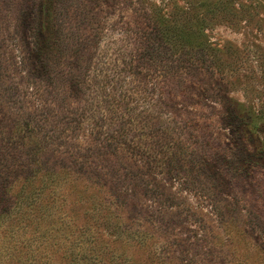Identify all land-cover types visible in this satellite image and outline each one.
<instances>
[{
	"label": "rangeland",
	"instance_id": "374dc122",
	"mask_svg": "<svg viewBox=\"0 0 264 264\" xmlns=\"http://www.w3.org/2000/svg\"><path fill=\"white\" fill-rule=\"evenodd\" d=\"M40 1L0 0V194L2 173L34 175L0 264H264V0H48L46 59L72 48L58 87L33 50ZM152 15L229 69L164 71L142 53ZM226 143L236 178L176 159Z\"/></svg>",
	"mask_w": 264,
	"mask_h": 264
},
{
	"label": "trees",
	"instance_id": "16d2710c",
	"mask_svg": "<svg viewBox=\"0 0 264 264\" xmlns=\"http://www.w3.org/2000/svg\"><path fill=\"white\" fill-rule=\"evenodd\" d=\"M48 0H41L39 2L38 10L35 13V26H34V42H33V50L38 53V61L41 67L43 68L44 73L48 76L52 83H54L57 87L62 83L65 84V79L67 78L69 72L71 71V62L67 59V55L63 56L64 52H71L70 45L68 43L69 39L66 40L67 43L61 48H57V52L52 58V62L46 59L45 50L46 47H50V41L53 34L51 31L53 27L50 25L51 20V12L49 11L48 7ZM178 12H184L181 9H178L174 15H179ZM153 18V15H152ZM175 21V20H172ZM153 23L155 24L154 28V43L156 48H145L143 55L146 56L147 59L153 58L155 61L158 60L164 71L167 68H172L174 70L184 68L188 71L191 69H196L197 67H204L206 69H210L212 72L223 73L226 68L229 69V65L226 61H224L216 52V50L211 47L210 45L198 44V47H188L186 42L192 41L190 40V35L186 38L184 32L182 30H176L177 33H169L167 20L165 17L159 18V20H155L153 18ZM55 33V32H54ZM194 31H191V39L193 36ZM189 58L188 66H184L185 61L184 58ZM70 77L68 78V81ZM56 89L58 90V88ZM62 93V92H61ZM119 103L125 101V94L118 95ZM58 101V99H56ZM118 103V104H119ZM201 149H205L204 146L198 145L192 148L190 152L187 151L185 148L182 153L180 154V159L176 158L179 162L187 160L184 159V156H187L188 159H191L195 164L200 166H206L209 168L211 163L216 164H223L224 168L227 169V174L231 177L236 178L237 174V164H238V157L233 152L232 146L229 143L222 145L220 151H212L206 150L205 152L201 153ZM6 152L4 158L2 160L1 167L7 169L10 166L12 160L6 157ZM169 159V158H168ZM181 160V161H180ZM14 161V158H13ZM171 162V160L169 159ZM15 163V162H14ZM54 174H58V172H53ZM23 173H15L14 175L10 172L2 173V179L4 180V188H2L0 198L4 199L6 202L4 207L0 211V218L4 220L5 218L9 217L10 213H12L15 208H17L22 199L23 194V186L26 182L31 181L33 178V174H23ZM229 181L232 180L228 177ZM20 183L19 185H16ZM8 189V190H6ZM11 192V194H7V192ZM4 234L2 235V237Z\"/></svg>",
	"mask_w": 264,
	"mask_h": 264
}]
</instances>
